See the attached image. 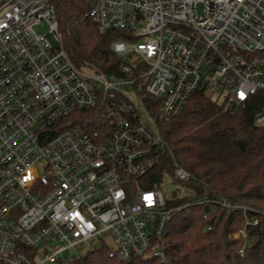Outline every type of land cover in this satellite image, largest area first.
I'll return each instance as SVG.
<instances>
[{
	"label": "built area",
	"instance_id": "2783aa9c",
	"mask_svg": "<svg viewBox=\"0 0 264 264\" xmlns=\"http://www.w3.org/2000/svg\"><path fill=\"white\" fill-rule=\"evenodd\" d=\"M83 3L100 33H124L110 46L124 60L117 75L72 62L55 0H0V264H69L99 249L165 259L173 209L142 187L166 150L160 125L200 89L230 103L263 96L264 125V0ZM175 175L191 179L178 164ZM200 203L241 214L231 237L246 243L264 216Z\"/></svg>",
	"mask_w": 264,
	"mask_h": 264
},
{
	"label": "trees",
	"instance_id": "16d2710c",
	"mask_svg": "<svg viewBox=\"0 0 264 264\" xmlns=\"http://www.w3.org/2000/svg\"><path fill=\"white\" fill-rule=\"evenodd\" d=\"M55 7L72 62L80 69L119 74L124 60L110 46L124 33H100L86 18L83 0H55ZM262 106L261 95L230 103L200 89L178 117L160 125L166 150L142 179V187L162 189L167 177L185 187L182 196L175 191L166 199L173 213L161 241L165 259L120 262L99 249L69 264H264V216L259 215L258 225L247 228L251 241L246 243L244 237H231L245 227L241 214L200 203L225 199L264 212V125L255 123ZM176 164L191 174L190 180L176 178ZM205 226L211 229L204 232Z\"/></svg>",
	"mask_w": 264,
	"mask_h": 264
},
{
	"label": "rangeland",
	"instance_id": "374dc122",
	"mask_svg": "<svg viewBox=\"0 0 264 264\" xmlns=\"http://www.w3.org/2000/svg\"><path fill=\"white\" fill-rule=\"evenodd\" d=\"M38 32H44L45 28L40 26L36 28ZM162 191L166 199L172 195V192L177 191L181 196L185 192V187L182 183L175 182L171 178L167 177L162 187Z\"/></svg>",
	"mask_w": 264,
	"mask_h": 264
}]
</instances>
